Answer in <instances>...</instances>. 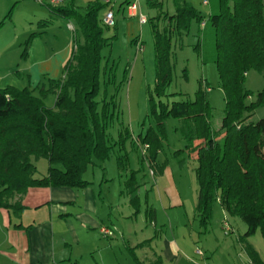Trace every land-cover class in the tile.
Instances as JSON below:
<instances>
[{"label":"trees","instance_id":"trees-1","mask_svg":"<svg viewBox=\"0 0 264 264\" xmlns=\"http://www.w3.org/2000/svg\"><path fill=\"white\" fill-rule=\"evenodd\" d=\"M67 1L66 5L48 4L55 14L72 19L76 25L75 48L64 66V76L50 79L48 87H0L1 208L21 209V199L31 187H85L90 181L84 178V172L95 164L94 159L103 161L111 155L107 129L117 103L116 95L110 101L106 96L98 99L102 49L110 39L99 17L101 5L93 1L81 11L77 0ZM175 1L173 13L150 18L156 84L149 101L157 127L149 128L142 138L149 144V162H157L161 148L158 133L164 132L165 120L180 119L186 147L190 153H197L200 225L208 227L214 203L219 201L226 214L239 216L246 223V236L260 227L264 233V118L249 120L252 111L264 104V89L255 102H248L251 92L244 87L249 70L256 69L264 76V0H218V10L209 15L215 37L211 60L217 64L226 99L220 130L213 128L212 106L202 89L194 100L162 99L172 79L173 42L188 33L193 20L204 23L203 15L192 4ZM12 13L10 9L0 28L11 20ZM34 34L24 43V57ZM51 91L56 99L54 106L48 107L44 97ZM40 158L49 164L47 173L41 176L35 163ZM127 159L126 152L119 154L120 169L126 168ZM163 166H159L160 171ZM251 253L256 264H264L254 249ZM150 264H162L160 256Z\"/></svg>","mask_w":264,"mask_h":264},{"label":"rangeland","instance_id":"rangeland-1","mask_svg":"<svg viewBox=\"0 0 264 264\" xmlns=\"http://www.w3.org/2000/svg\"><path fill=\"white\" fill-rule=\"evenodd\" d=\"M23 1L26 2L25 6H17L15 11L19 23L24 21L23 17L30 16L40 5L34 0ZM93 1L99 2L101 5L100 18L105 16L108 9L114 11V25L104 24L103 26L105 36L110 39L102 49L98 99L102 100L106 96L110 101L112 96L116 95L117 107L115 108V117L110 121L107 129L109 144L113 147L111 155L103 161L95 158V164H91L84 172V178L92 182L90 186H94L96 194L102 193V196L105 195L106 199H109L108 205L114 206L115 210L122 206L125 212L131 208L133 212H136L134 214L138 215V209L145 212L147 204L149 207L154 205L159 210L162 207L161 201L164 202L163 205H167L171 199L172 205L181 202L176 213L184 215L187 210L190 220L196 217L195 227L196 225L199 227V218L197 217L198 183L195 176L197 161L186 147V140L180 129L181 120L174 117L165 120V130L163 133L161 132L164 136L158 133L161 148L156 163L149 162L150 149H147L143 154L145 144L142 138L149 128L157 127L155 119L150 115L151 104L149 101V94L154 91L156 84L155 45L150 18L173 13L177 2L175 0H151L152 3H149V0H140L139 12L149 20L143 24L138 16L130 15L128 11L130 1L127 3L126 0H116L107 5L105 0H79V5L87 6ZM180 1L182 2V0ZM184 1L192 4L201 12L204 17L203 22L207 24L203 26L199 21L193 20L188 33L173 42L172 50L175 51V62L172 79L167 87V96L162 99L169 102L194 100L196 92L202 89L212 106L213 128L220 130L226 99L219 79L217 64L211 60L215 55V37L209 21V15L218 10V0H207L208 4L204 3L205 0ZM162 20L167 21L164 17ZM139 42L142 43L143 50L138 53ZM197 45H199L198 48ZM25 60L26 58L23 57L21 63L18 56L11 59L15 62V66L17 64L24 65ZM185 69L188 74L187 78L184 77ZM64 74L65 69L54 75H44L41 77L42 81L30 86L33 88L48 87L50 79H59ZM244 87L251 92L247 101L255 102L258 92L264 89L263 74L256 69L249 70L246 74ZM55 99L56 94L51 91L44 97V102L48 107H51L54 106ZM262 118H264V104L257 106L252 111L249 120L257 122ZM127 128L131 136H127ZM125 135L126 139H124ZM125 152L128 159L126 168L122 170L119 168L118 157L119 154ZM35 163L40 176L47 173L49 164L45 158H40ZM162 165L164 166L160 171L159 166ZM82 188L77 189L82 191ZM134 195L136 198L132 200ZM159 196H162V200ZM19 210H11L12 226L20 221L31 220V212H26L30 214L28 216L23 214L24 216L22 215L20 220L14 213L20 212ZM141 219V217L136 218V226ZM1 220L0 214V225L3 224ZM226 222H229L234 228L236 236H241L245 244H252L254 250L261 253L264 258L263 229L260 227L255 234L246 236L245 233L248 229L246 223L239 216L226 215L219 201L214 203L208 227L202 228V232L208 229L213 232L209 236L211 244L215 242V235L219 231H223L222 227H225ZM116 230L115 228L114 232ZM1 235L0 229V240H2ZM195 237L202 241L204 239L202 234H196ZM118 238L119 244L123 245L122 237L119 235ZM227 244L225 243L224 246L226 247ZM76 249L77 252L82 250L83 254L87 252L83 245ZM122 253L123 264H135L132 255L127 252L126 245H123ZM96 255L98 256V254ZM92 258L93 254L87 253L82 262L91 261Z\"/></svg>","mask_w":264,"mask_h":264},{"label":"crops","instance_id":"crops-1","mask_svg":"<svg viewBox=\"0 0 264 264\" xmlns=\"http://www.w3.org/2000/svg\"><path fill=\"white\" fill-rule=\"evenodd\" d=\"M25 3L23 0H0V21L10 9L13 10L11 20L0 28V87L38 84L42 76L54 75L64 69L75 48L76 25L72 19L55 14L49 3L38 2V8L19 23L15 11L17 6ZM66 4L67 0L62 5ZM77 7L81 11L86 8L79 5V0ZM32 33L35 34L27 47L24 65L15 66L11 59L18 56L22 63L24 43ZM192 155L196 160L197 153ZM91 183L82 191L69 186L29 188L23 196L20 212L14 213L21 220L24 215H30L26 212H31V220L20 221L14 226L12 209L0 207L3 223L0 225V264H123V245L135 264H138L136 257L143 264H150L159 256L162 264L204 261L256 264L251 255L253 245L245 244L241 236H236L233 227L228 230L222 227L223 231L215 235V242L211 244L209 236L213 232L209 229L202 232L200 223L195 227L196 217L190 220L187 210L184 215L176 213L181 202L172 205L169 199V204L163 205L161 201L159 210L147 204L145 212L138 209L136 215L131 208L127 212L122 206L115 210L114 206L108 205L109 199L105 195L96 194ZM132 197L134 200L136 195ZM159 197L162 200V196ZM139 217L142 219L136 226ZM102 227H109L113 234L103 235ZM196 234H202L203 241L194 238ZM119 235L123 245L117 241ZM225 243H228L226 247ZM81 245L87 249L84 254L82 250L77 252L76 248ZM198 247L203 250V255L196 252ZM87 253L93 254V258L82 262ZM258 254L264 262L261 253Z\"/></svg>","mask_w":264,"mask_h":264},{"label":"built area","instance_id":"built-area-1","mask_svg":"<svg viewBox=\"0 0 264 264\" xmlns=\"http://www.w3.org/2000/svg\"><path fill=\"white\" fill-rule=\"evenodd\" d=\"M36 1H38L40 3H49L51 5H62L66 0H36ZM115 1L116 0H105V4L110 5ZM139 1L140 0H130V6L128 8V11H129L131 16H133V17L138 16L140 19V22L145 24L148 22V19L144 14L139 12ZM204 3L208 4L209 2L207 0H205ZM103 23L105 25H114V11L113 10L107 11V13L105 14V16L103 18ZM202 25L205 26V22L202 23ZM142 50H143L142 43L139 42L138 47H137V52L139 53ZM208 90H209V88H208ZM148 148H149V144H145L144 149H143V154H145V152ZM230 228H231L230 223L226 222L225 229L228 230ZM101 232L103 235H112L113 234L112 229H110L109 227H102ZM196 252L200 255L204 254L203 250L199 247L196 249ZM198 264H211V263L204 261V262H201Z\"/></svg>","mask_w":264,"mask_h":264}]
</instances>
